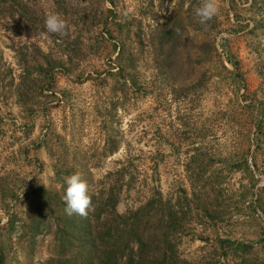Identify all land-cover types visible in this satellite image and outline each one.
I'll return each mask as SVG.
<instances>
[{"label": "trees", "instance_id": "trees-1", "mask_svg": "<svg viewBox=\"0 0 264 264\" xmlns=\"http://www.w3.org/2000/svg\"><path fill=\"white\" fill-rule=\"evenodd\" d=\"M119 1L0 0V25L12 35L10 48L20 69L17 74L0 49V100L4 104L0 111L16 117L10 106L20 108L29 121L22 131L30 137L36 115L49 112V101L56 98L57 72L62 69L74 74L83 63H90L94 70L86 80H92L104 94L101 113L105 132L102 147L84 150L75 144V136L70 140L68 135L54 130L48 120L47 134L31 148H21L22 155L39 172L46 168L42 158L46 150L52 174L45 182L37 172L23 194H19L20 176L0 175V203L9 218L1 225L0 216V264H210L205 258L196 263L184 255L181 248L186 237L207 242L214 246L215 256L233 257L236 264H264V258L255 252L256 243L220 235L214 240L199 233L196 226L207 222L218 226L230 214L223 188L226 171L244 169L254 187L260 181L255 154L264 150V93L261 98L241 95L239 111L234 107L231 118L250 125L247 154L255 146V170L247 156L238 154L226 159L222 170H213L215 155L195 148L186 164L191 188H181L176 196H169L160 184L163 157L158 155L151 180H146L145 200L124 212L120 210L121 202L139 180L133 162L122 161L119 168L102 178L95 177L93 170L122 147L116 124L119 112L127 109L134 98L169 89L175 100L186 101L194 93L204 92L214 77L208 66L212 62L219 64V70H215L219 75L229 73L236 84L244 87L240 62L226 53L228 38L222 37L218 43L223 32L219 18L215 15L206 25L198 22L195 9L202 0H169V12L161 15L154 2L137 14H128L119 9ZM167 1L162 0V7ZM251 6L261 16L252 28L256 32L264 26V0H252ZM50 13H58L66 20L67 36L47 32L45 18ZM41 35L53 37L50 50L34 42ZM220 48L234 70L227 66ZM262 73L260 69L259 76L264 78ZM85 74H78L79 81ZM48 90L52 93L48 94ZM65 98H69L68 91ZM5 136V120L0 117V149ZM77 172L87 182L92 197L87 218L65 213V177ZM256 206L264 216V188L251 205L255 214ZM46 238L50 255L37 263L36 253ZM261 242L264 243V226Z\"/></svg>", "mask_w": 264, "mask_h": 264}, {"label": "rangeland", "instance_id": "rangeland-1", "mask_svg": "<svg viewBox=\"0 0 264 264\" xmlns=\"http://www.w3.org/2000/svg\"><path fill=\"white\" fill-rule=\"evenodd\" d=\"M151 2H154L159 15L169 12V0L163 7L162 0H120L119 9H124L128 14H137ZM251 5L252 0H219V12L216 15L223 28L218 43L222 37L228 38L226 53L241 64L243 88L235 83L229 73L224 72L219 75L218 71H215L219 70V64L212 62L208 66L212 68L214 77L209 80L204 92H196L186 101L175 100L169 89L158 95H139L129 103L127 109L119 112V124L116 125L120 127L122 147L119 152L107 157L104 164L100 168H95L93 172L96 178H102L108 171L119 168L122 161L133 162L139 180L133 192L124 196L120 205L121 211L135 207L145 200L146 180L149 182L151 180L153 164L158 155L163 157L159 166L160 184L164 193L169 196H176L181 188H191L186 164L195 153V148H203L215 155L216 163L213 170H222L225 166L224 161L237 154L247 156L252 169L255 170L252 159L255 146L251 153L247 154L250 147L248 133L250 125L245 126L231 119L235 111L234 107L239 111L238 101L241 100V95L261 98L264 93V78L259 76L260 69L264 74V26L252 32L256 20L261 16ZM12 41L11 33L0 25V49L8 64L12 65L19 74L15 53L10 48ZM58 41L62 43V40ZM34 42L45 50H50L54 45L53 37L50 35L36 37ZM220 52L227 66L234 70L221 48ZM93 70L90 63H83L74 74H68L62 69L57 72L56 98H51L49 101V112L41 111L36 115L35 130L30 137L22 131L29 121L20 108L15 105L10 106L16 117L7 116L0 111L6 129V136L0 149V175L10 173L20 176L22 187L19 194H23L22 190L29 186L30 181L39 172L36 171L35 164L31 165L25 159L21 148L24 149L26 146L31 148L38 139L47 134L48 129L45 126L48 120L54 130L68 135L70 140L75 136L78 142L75 144L84 150L103 146L105 132L101 110L104 94L98 90L92 80H86ZM84 73H86L85 77L79 81L78 74ZM67 91L69 98H65ZM47 93L51 94L52 91L48 90ZM0 106H4L1 100ZM65 124L68 125L67 129L64 128ZM253 129L255 130L254 127ZM255 155L260 167V172H256L260 179L257 186H252L250 176L244 169L226 171L228 177L223 188L224 197L230 204V214L218 226L210 222L197 223L196 226L199 233H204L214 240L220 235L235 241L254 242L257 244L255 252L259 257L264 258V243L261 242L264 216L258 206H256V214L251 208V205L257 202L259 190L264 188V150H260ZM42 158L46 168L39 172L38 178L47 182L52 174V167L46 150ZM14 204L13 202L12 205ZM0 213H3L0 215L2 225L5 223V218L7 221L9 218L1 203ZM48 243L49 238H46L40 244L35 258L37 263L49 257ZM213 247L201 239L192 241L191 238L186 237L181 249L187 258L196 263L205 258L210 264H236L233 257L215 256ZM20 253V258L24 261V254ZM212 261L214 263H211Z\"/></svg>", "mask_w": 264, "mask_h": 264}, {"label": "clouds", "instance_id": "clouds-1", "mask_svg": "<svg viewBox=\"0 0 264 264\" xmlns=\"http://www.w3.org/2000/svg\"><path fill=\"white\" fill-rule=\"evenodd\" d=\"M218 12L219 0H202L201 6L195 9V15L201 25H206ZM45 28L48 33L58 34L60 37L69 34L66 20L58 13H50L46 16ZM65 182L66 189L62 196L66 204L65 213L68 216L78 215L87 218L92 208V197L89 195L87 182L79 172L65 177ZM0 215H3V213H0ZM4 222H7V218Z\"/></svg>", "mask_w": 264, "mask_h": 264}]
</instances>
